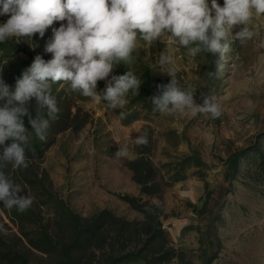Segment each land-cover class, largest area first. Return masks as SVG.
Listing matches in <instances>:
<instances>
[{"label":"rangeland","instance_id":"1","mask_svg":"<svg viewBox=\"0 0 264 264\" xmlns=\"http://www.w3.org/2000/svg\"><path fill=\"white\" fill-rule=\"evenodd\" d=\"M217 3L223 6L224 0ZM7 19L0 16V23ZM248 26L254 32L252 39L241 42L229 37L231 50L218 76L208 75L216 70L218 56L201 52L189 57L184 49L175 51L182 86L196 89L197 104L203 102V95L216 97L222 107L216 119L158 112L128 123L119 109L96 104L66 84H53L62 117L50 122L49 145L38 157L29 158L22 175L18 171L16 177L12 165L5 171L21 186L22 194L33 198L31 208L51 234L56 226L50 195L82 217L108 209L118 217L141 221L143 213L119 197L129 195L138 198L144 209L155 208L169 238L167 246L182 250L190 264H264V16H253ZM50 39L38 35L32 41H8L34 57L51 59L44 51ZM139 44L147 50L145 57L152 58L156 74L166 76L156 63L165 43ZM18 55L25 57L22 51ZM103 89L98 86V91ZM138 136L147 137V151L158 176L154 196L140 194L130 169V161L145 146L135 143ZM119 147L127 150L126 157L115 156ZM236 151L246 152L235 167L227 159ZM193 153L204 166L198 170L195 160L189 159L181 171L185 178L169 179L172 164ZM29 178L35 183H29ZM22 224L30 228L39 221ZM0 239V264H14L1 258L9 249L25 255L28 264H49L45 254L28 249L17 220L2 205Z\"/></svg>","mask_w":264,"mask_h":264},{"label":"clouds","instance_id":"2","mask_svg":"<svg viewBox=\"0 0 264 264\" xmlns=\"http://www.w3.org/2000/svg\"><path fill=\"white\" fill-rule=\"evenodd\" d=\"M0 16H8L0 23V43L12 38L32 41L37 34L43 38L49 28L53 33L44 48L51 59L36 55L16 80L14 91L0 78V145L13 141L0 161L26 169L29 138L24 117L36 137L46 141L50 121L60 112L52 85L66 84L96 104L122 110L129 92L139 95L142 80L131 70L116 74V69L134 62L140 41L148 46L165 43L156 63L170 82L157 85V93L149 98L153 112L219 118L222 107L216 97L203 95L197 104L196 89L182 86L175 51L184 49L189 57L201 52L218 56L216 70L208 75L222 74L231 50L229 37L241 42L253 38L248 25L253 16H264V0H224L223 6L217 0L210 4L209 0H0ZM56 23L59 27H53ZM99 81L105 87L98 91ZM33 100L35 119L30 112ZM134 140L138 145L148 143L146 136ZM115 156L126 157L127 150L119 147ZM22 193L21 186L0 171V203L23 213L33 198Z\"/></svg>","mask_w":264,"mask_h":264},{"label":"trees","instance_id":"3","mask_svg":"<svg viewBox=\"0 0 264 264\" xmlns=\"http://www.w3.org/2000/svg\"><path fill=\"white\" fill-rule=\"evenodd\" d=\"M52 35L53 33L45 34L50 38ZM19 51L25 53V57H20ZM146 53V49L139 48L138 55L134 54L136 59L132 64L120 65L116 69V74H124L131 70L142 80L139 95L129 92L125 108L119 109V113L121 111L125 113L122 119L128 123L137 120L140 116L158 113L153 112L149 98L157 93V85L170 82L168 75L158 76L156 74L152 58L145 57ZM34 58L22 46L9 41L0 43V78L9 85L10 90L14 91L16 80L31 65ZM99 85L105 87V82L99 81ZM52 93L56 96L53 92V85ZM56 98L58 99L57 96ZM30 107H32L30 109L32 118H37L34 100ZM42 114L46 117V109L42 110ZM60 117L62 116L58 114V119L50 122L56 123ZM24 123L28 129V158L38 157L49 145V141H41L36 137L28 123V117H24ZM66 124L67 121H64L63 125ZM12 142L9 139L0 145V156ZM147 150V145H145L141 151L136 152L137 157L130 161V169L133 172V179L140 186V194L154 196L158 193L159 184L156 180L158 176H156L157 173ZM245 152L236 151L231 154L227 159L229 165L235 166L236 161ZM189 159L195 160L194 166L198 170L204 166V162L196 154L185 155L175 165L172 164L173 167L170 169L172 172L168 175L169 179L183 180L185 176L181 174V171L184 170V163ZM10 165L0 161V171L5 172ZM21 170H15L16 177H18V171L21 175L23 174ZM199 176L203 177V175ZM29 183H35V180L29 178ZM44 190L49 193L46 189ZM49 197L53 201V214H55L56 229L52 231L53 234L40 222L31 207L23 213L17 211L15 207L8 208L10 217H15L17 220L19 231L24 237L28 249L45 254L49 259V264H190L189 260L184 259L182 250L177 251L174 247L167 246L169 238L158 219L155 208L144 209L136 197L119 195L132 208L143 213L141 221H130L118 217L108 209H102L90 217H82L70 210L61 199L54 198L52 195ZM0 205L4 206L3 203ZM4 209L7 208L4 206ZM35 221H39V224L30 228H25L22 224V222L33 224ZM0 244H2L1 239ZM1 254V258L14 264H28L25 255L10 249Z\"/></svg>","mask_w":264,"mask_h":264}]
</instances>
